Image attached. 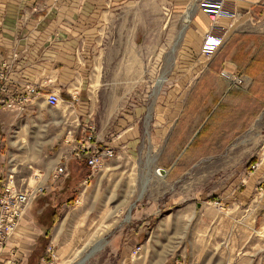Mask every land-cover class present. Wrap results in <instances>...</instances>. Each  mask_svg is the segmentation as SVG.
Segmentation results:
<instances>
[{
  "label": "crops",
  "instance_id": "crops-1",
  "mask_svg": "<svg viewBox=\"0 0 264 264\" xmlns=\"http://www.w3.org/2000/svg\"><path fill=\"white\" fill-rule=\"evenodd\" d=\"M207 1L210 0H164L167 11L186 15L188 27L183 30L185 35L176 48L173 61H165L167 69L158 80L154 70L159 63L157 56L154 60L142 58L143 50L156 53L157 45L138 46L139 28L129 27L127 31L132 38H125L126 42L118 46L107 41L102 43L103 35L112 28H118L119 34L125 33L126 26L115 24L120 18L123 21L129 17L140 19L141 6L151 4V0H0V70L7 72L13 96L28 86H36L40 92L26 112L0 107V189L8 175H14L19 189L27 185L37 188L38 184L48 185L47 192L33 202L17 232L0 252V264L11 252L17 253L18 264H43L53 236L58 240L62 231L61 227L56 230V226L63 208L69 206L62 199L90 173L88 155L83 153L82 158L77 159L75 151L82 152V148L90 144L96 148L114 147L118 155L127 151L136 156L148 114L151 138L156 145L160 140L161 146L163 143L167 146L172 139L183 142L193 139L200 130L198 126L189 136L174 132L189 131L191 125L185 120L189 114L187 108L200 107V99L205 98L203 85L207 82L217 86L214 94L220 101L214 110L234 97L239 101L263 102L264 85L257 92L254 85L257 80L253 77L243 75L245 87H231L224 74H230L237 67L233 61L197 62L196 53L201 50L204 36L210 30L209 17L202 10ZM224 1L234 3L238 14L235 19L221 18L218 27L224 31L225 40L232 33V37L252 33L250 27L264 22V0ZM239 39H233V43H241ZM229 41L227 44L224 41L219 50L225 49ZM255 60L252 58L249 63ZM144 66L151 68V83H162L150 101L142 91L135 90L142 83ZM224 68L226 70L220 73ZM109 82L115 85L109 89L111 92L107 88ZM122 88L134 90L133 102L131 97L121 96ZM52 91L59 94L66 113L63 109L52 112L59 106L51 107L46 102V95ZM200 91L201 96L198 95ZM65 114L70 116L68 121L72 123L67 135ZM189 143L184 144L185 149ZM52 146L58 147L54 155L49 153ZM61 165L68 168V176L51 184L54 169ZM251 188L237 192L236 198ZM250 196L247 193V202ZM173 205L176 204L169 206ZM83 210L82 204L76 206L77 212ZM108 214L102 218L110 222ZM176 223L181 224L180 220ZM110 226L111 223L105 225L101 234ZM141 233L142 229L127 234L129 241L119 252V264H128L126 260L135 251L134 246L143 244L137 242ZM115 239L117 242V236ZM147 242L141 246L144 248ZM93 255L89 254L83 264ZM167 263L185 264L178 260L174 263L173 259Z\"/></svg>",
  "mask_w": 264,
  "mask_h": 264
},
{
  "label": "rangeland",
  "instance_id": "rangeland-1",
  "mask_svg": "<svg viewBox=\"0 0 264 264\" xmlns=\"http://www.w3.org/2000/svg\"><path fill=\"white\" fill-rule=\"evenodd\" d=\"M151 1L141 6L140 19L120 18L115 24L126 26L125 33L119 34L118 28H112L103 35L102 43L118 46L126 42L125 38H132L129 27L139 28L138 46L157 45L156 53L143 50L142 58L154 60L157 56L159 63L154 70L159 80L167 69L165 61H173L176 55L188 20L185 14L167 11L164 0ZM250 30L253 32L226 36L225 44L231 39L228 45L211 59H206L201 50L196 58L201 64L207 60L233 61L237 67L232 74H224L231 87H245L242 76L246 75L257 80L254 85L260 92L264 85V22L256 23ZM235 38H240L241 43H233ZM252 58L256 59L253 64L249 63ZM150 69L142 68V83L135 89L147 95V101L154 98L162 85L151 83ZM224 76L221 77L225 79ZM236 77L242 79V84H233ZM113 87L109 82L108 92ZM203 88L205 98L200 99V107L187 108L185 120L191 125L189 131L174 132L189 136L198 126L200 130L193 139H172L167 146H161L160 140L156 145L151 138L148 114L136 156L127 151L117 153L116 158L93 173L90 170L89 176L62 199L69 204L63 208L56 226V230L61 227L62 231L58 240L53 236L43 264H83L92 253L87 264H119V252L129 241L127 234L141 229L137 242H148L144 248L143 244L134 246L133 250L142 248L138 254L132 251L126 260L128 264H168L172 259L185 264H264V100L239 101L234 97L214 110L219 100L214 94L217 86L207 82ZM120 91L121 96L131 97L133 102L136 93L132 88ZM64 105L60 103L52 112L63 109L66 113ZM63 117L67 119V135L72 123L68 121L70 116ZM57 148L52 146L49 153L54 155ZM178 157L177 161H170ZM255 164L259 167L253 171ZM159 169L165 171L164 175H159ZM46 185L38 184V188H45L34 203L47 192ZM249 186L252 188L237 199L238 193ZM247 193L251 194L248 202ZM170 203L176 205L169 206ZM78 204L84 207L81 213L76 211ZM107 213L110 222L102 218ZM109 223L112 226L101 234Z\"/></svg>",
  "mask_w": 264,
  "mask_h": 264
},
{
  "label": "built area",
  "instance_id": "built-area-1",
  "mask_svg": "<svg viewBox=\"0 0 264 264\" xmlns=\"http://www.w3.org/2000/svg\"><path fill=\"white\" fill-rule=\"evenodd\" d=\"M204 13L210 18V30L205 34L201 53L206 59H211L212 56L223 46L225 41V33L216 32V28L221 18L229 17L237 18L238 14L235 11V4L224 0H210L203 5ZM215 31V32H214ZM242 84V79L237 77L233 84ZM10 81L7 72L0 70V107L7 110H19L20 112L27 111L35 99L40 95L36 86H28L18 95L11 93ZM46 102L49 106H58L61 98L57 92H50L46 95ZM88 141H92L89 137ZM86 153L87 165L92 173L100 168L105 162L113 160L117 157V152L114 147L107 146L105 148H96L90 144L82 148V152L75 151L77 159L82 158V154ZM259 164L252 166L253 171H256ZM68 168L66 165L57 166L53 173L52 179L55 182L61 181L68 176ZM43 188L28 187L19 189L16 186L14 175H8L0 189V252L7 246L9 240L17 232L23 217L31 208L33 202L42 193ZM141 250L139 246L134 252L137 254ZM17 253L11 252L9 258L1 264H18Z\"/></svg>",
  "mask_w": 264,
  "mask_h": 264
},
{
  "label": "bare ground",
  "instance_id": "bare-ground-1",
  "mask_svg": "<svg viewBox=\"0 0 264 264\" xmlns=\"http://www.w3.org/2000/svg\"><path fill=\"white\" fill-rule=\"evenodd\" d=\"M209 17V16H208ZM210 19V18H209ZM188 22V21H187ZM211 22V21H210ZM220 23V22H219ZM219 23H218V25H219ZM218 25H217V28L216 29H218V30H220L221 32H224L222 29H219V27H218ZM159 175H161L162 176V174L160 173V171H159ZM37 189H41V187H39V188H37Z\"/></svg>",
  "mask_w": 264,
  "mask_h": 264
},
{
  "label": "water",
  "instance_id": "water-1",
  "mask_svg": "<svg viewBox=\"0 0 264 264\" xmlns=\"http://www.w3.org/2000/svg\"><path fill=\"white\" fill-rule=\"evenodd\" d=\"M160 173L164 175L165 171L163 169H159Z\"/></svg>",
  "mask_w": 264,
  "mask_h": 264
},
{
  "label": "trees",
  "instance_id": "trees-1",
  "mask_svg": "<svg viewBox=\"0 0 264 264\" xmlns=\"http://www.w3.org/2000/svg\"><path fill=\"white\" fill-rule=\"evenodd\" d=\"M253 163H254V161H253V162H251V164H252V165H253ZM57 221H58V220H55V221H54V223H57Z\"/></svg>",
  "mask_w": 264,
  "mask_h": 264
}]
</instances>
